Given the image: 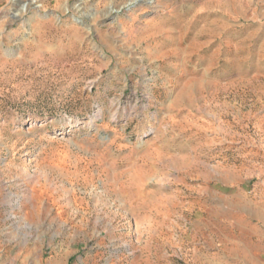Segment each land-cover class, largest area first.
Instances as JSON below:
<instances>
[{"label": "rangeland", "instance_id": "rangeland-1", "mask_svg": "<svg viewBox=\"0 0 264 264\" xmlns=\"http://www.w3.org/2000/svg\"><path fill=\"white\" fill-rule=\"evenodd\" d=\"M28 5L0 0L1 263L264 264V0Z\"/></svg>", "mask_w": 264, "mask_h": 264}, {"label": "bare ground", "instance_id": "bare-ground-1", "mask_svg": "<svg viewBox=\"0 0 264 264\" xmlns=\"http://www.w3.org/2000/svg\"><path fill=\"white\" fill-rule=\"evenodd\" d=\"M25 1H26V0H25ZM28 1H29V5H28V6H32L33 4L38 3V2L41 1V0H28ZM25 6H26V5H25ZM23 12H24V10L21 12L20 16L23 15Z\"/></svg>", "mask_w": 264, "mask_h": 264}, {"label": "built area", "instance_id": "built-area-1", "mask_svg": "<svg viewBox=\"0 0 264 264\" xmlns=\"http://www.w3.org/2000/svg\"><path fill=\"white\" fill-rule=\"evenodd\" d=\"M0 264H2V263L0 262Z\"/></svg>", "mask_w": 264, "mask_h": 264}, {"label": "crops", "instance_id": "crops-1", "mask_svg": "<svg viewBox=\"0 0 264 264\" xmlns=\"http://www.w3.org/2000/svg\"><path fill=\"white\" fill-rule=\"evenodd\" d=\"M1 262V261H0Z\"/></svg>", "mask_w": 264, "mask_h": 264}]
</instances>
